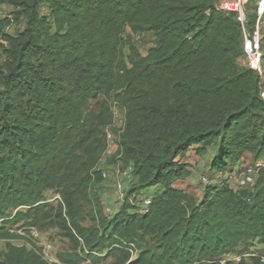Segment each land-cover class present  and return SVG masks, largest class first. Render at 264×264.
Here are the masks:
<instances>
[{
  "label": "trees",
  "instance_id": "trees-1",
  "mask_svg": "<svg viewBox=\"0 0 264 264\" xmlns=\"http://www.w3.org/2000/svg\"><path fill=\"white\" fill-rule=\"evenodd\" d=\"M216 1L0 0L16 12L0 18V264H52L11 242L18 228H56L71 244L59 264H264L263 254L222 260L264 249V166L252 186L223 178L264 153V75L239 63L241 25ZM244 7L250 34L255 1ZM108 132V163L134 179L111 215L97 191ZM191 149L212 151L198 200L174 185ZM151 188L138 209L136 193Z\"/></svg>",
  "mask_w": 264,
  "mask_h": 264
},
{
  "label": "rangeland",
  "instance_id": "rangeland-1",
  "mask_svg": "<svg viewBox=\"0 0 264 264\" xmlns=\"http://www.w3.org/2000/svg\"><path fill=\"white\" fill-rule=\"evenodd\" d=\"M225 0H217L215 5L219 7V5ZM255 1V0H254ZM251 9L248 10L250 13ZM16 12L13 7L7 2L0 3V18L7 17L12 20L15 16ZM20 28L15 23L9 25L5 28L6 32H13L15 29ZM129 30L127 29L125 32V36L129 34ZM135 42L139 52L142 54L145 53L146 49L152 43V36L149 32L139 33L135 36ZM1 39H0V63L3 60V55L1 51ZM127 53V51H125ZM239 63L241 65H245V61L243 58H240ZM264 87V81L262 83ZM123 115L122 110L114 108V124L116 127L122 125ZM111 133V138L108 144V148L106 152L103 154L100 161V168L104 174L103 182L97 187V191L99 193L100 199L104 205V210L107 215L113 214L119 208L126 191L133 183V176L131 174V170L129 166H124L121 164H113L108 163V159L113 154L116 148L115 143V135ZM211 149H207L206 153L198 156L193 149L190 150L186 160L188 161L190 167V174L188 177L178 180L175 183V186L182 188L183 190L191 193L197 200L200 199L202 195L203 186L207 182L204 181V178L209 179V175L207 173L206 167L209 163L211 156ZM253 164L264 166V153L256 160H252L251 155H247L243 157L241 162L239 163V167L246 164ZM238 166L236 165L234 170H236ZM157 189L151 188L148 190L141 191L136 193V206L138 209H143L144 207V199L149 198L151 194H153ZM45 199L49 202L55 203V198L57 196L54 195L52 191L45 192ZM17 232L23 236L21 239H15L11 242L16 245L25 244L27 247L34 246L41 250L43 256L49 260L52 264H59L56 261V253L59 251H68L71 249L70 242L63 236L58 233L56 228H50L44 231H37L34 228H29L22 230V228H18ZM44 248H46L44 253ZM5 251V241L0 239V252ZM264 249L261 245L255 244L250 247H246L245 249L242 247H238L237 251L233 254H228L222 257L223 261H231L237 262L239 258L243 257L246 261L249 262L251 256H258L263 254L264 258ZM112 259L107 258L100 264L111 263ZM82 264H89V262L85 261Z\"/></svg>",
  "mask_w": 264,
  "mask_h": 264
},
{
  "label": "built area",
  "instance_id": "built-area-1",
  "mask_svg": "<svg viewBox=\"0 0 264 264\" xmlns=\"http://www.w3.org/2000/svg\"><path fill=\"white\" fill-rule=\"evenodd\" d=\"M247 0H225L222 2L218 9L230 10L236 14L237 21L241 25L243 33V59L245 65L251 70L258 73V75H264V49L262 43L264 42V0H255L254 12L256 13V21L253 31L248 34L244 27V22L246 19L245 13V3ZM261 96L264 98V90L261 91ZM111 133H107L108 141H110ZM260 166L253 165L251 163L246 164L241 167L239 172L232 171L226 173L223 178L227 179L231 183L238 187H247L254 184L255 176L257 170ZM104 176V174H103ZM204 181L206 179L204 178ZM148 200L144 203L147 204ZM46 248H44L45 253Z\"/></svg>",
  "mask_w": 264,
  "mask_h": 264
},
{
  "label": "crops",
  "instance_id": "crops-1",
  "mask_svg": "<svg viewBox=\"0 0 264 264\" xmlns=\"http://www.w3.org/2000/svg\"><path fill=\"white\" fill-rule=\"evenodd\" d=\"M117 109H120V108H117ZM122 115H123V112H122ZM116 146V145H115ZM189 152H190V150L186 153V155H185V157H184V161L188 164V161L186 160V157L188 156V154H189ZM247 155H249V154H245L244 155V157L245 156H247ZM188 169L190 170V167H189V164H188ZM133 181H134V179H133ZM175 185V184H174ZM177 187V186H176ZM179 188V187H178ZM180 189H182V188H180ZM183 190V189H182ZM185 191V190H184Z\"/></svg>",
  "mask_w": 264,
  "mask_h": 264
}]
</instances>
